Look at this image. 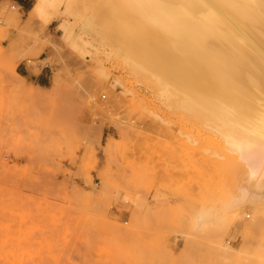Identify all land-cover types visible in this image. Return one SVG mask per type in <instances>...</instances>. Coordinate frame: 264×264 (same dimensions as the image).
Masks as SVG:
<instances>
[{"label":"rangeland","instance_id":"1","mask_svg":"<svg viewBox=\"0 0 264 264\" xmlns=\"http://www.w3.org/2000/svg\"><path fill=\"white\" fill-rule=\"evenodd\" d=\"M35 2L0 0L2 21L3 9L20 12L0 36V264H250L253 213L224 207L244 176L213 134L117 60L104 67L130 92L102 80L61 29H76L81 4L45 23ZM46 66L41 90L30 75ZM202 210L210 217L195 225Z\"/></svg>","mask_w":264,"mask_h":264},{"label":"bare ground","instance_id":"2","mask_svg":"<svg viewBox=\"0 0 264 264\" xmlns=\"http://www.w3.org/2000/svg\"><path fill=\"white\" fill-rule=\"evenodd\" d=\"M67 1L81 4L78 26L61 29L72 50L92 55L98 75L114 90L130 91L104 63L117 60L138 85L148 82L164 108L199 120L224 151L235 178L242 174L225 208L253 213L260 233L243 256L264 264V0H36L32 15L51 23L52 10ZM2 10L0 36L20 15ZM102 96V99H105ZM152 116L165 120L156 112ZM210 217L207 210L195 225ZM224 256L231 249L219 241Z\"/></svg>","mask_w":264,"mask_h":264},{"label":"crops","instance_id":"3","mask_svg":"<svg viewBox=\"0 0 264 264\" xmlns=\"http://www.w3.org/2000/svg\"><path fill=\"white\" fill-rule=\"evenodd\" d=\"M22 9L25 8L27 0H14ZM27 74H29L28 68H24ZM50 67L46 66L45 68H40V71L37 75H30L31 82L35 87L44 90L52 87V77L49 76Z\"/></svg>","mask_w":264,"mask_h":264},{"label":"built area","instance_id":"4","mask_svg":"<svg viewBox=\"0 0 264 264\" xmlns=\"http://www.w3.org/2000/svg\"><path fill=\"white\" fill-rule=\"evenodd\" d=\"M0 19H1V16H0Z\"/></svg>","mask_w":264,"mask_h":264}]
</instances>
